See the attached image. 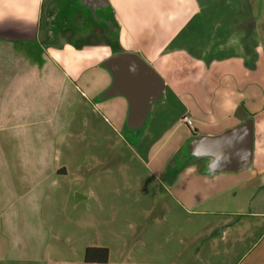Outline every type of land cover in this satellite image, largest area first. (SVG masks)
<instances>
[{"label": "crops", "instance_id": "crops-1", "mask_svg": "<svg viewBox=\"0 0 264 264\" xmlns=\"http://www.w3.org/2000/svg\"><path fill=\"white\" fill-rule=\"evenodd\" d=\"M55 1L0 0V262L52 263L44 253L49 230L43 212L50 189L56 190L68 174L58 163V146L61 136H71L77 108L99 112L118 137L123 131L137 132L127 129L125 97L100 98L112 83L101 62L131 52L163 81L162 98L151 104L143 126L153 115L150 136L145 143L135 139L130 147L145 166L158 170L157 176L192 137L216 136L252 118L250 167L212 173L206 169L209 158L186 156L185 164L195 161L199 188L181 189L192 179L180 172L170 178L168 191L185 209L230 193L233 206L217 211L228 221L212 227L217 242H228L233 251L246 234L260 230L233 261L264 264V247H258L264 238V0H67L68 9L86 19V38L53 40L46 46ZM185 115L191 126L182 122ZM171 126L183 133L159 163L157 150H151L157 138L152 133L163 134ZM65 198L62 192L53 202L68 205ZM123 260L122 255L112 260L108 253L105 263H85L83 254L81 263L70 264H125Z\"/></svg>", "mask_w": 264, "mask_h": 264}, {"label": "rangeland", "instance_id": "rangeland-1", "mask_svg": "<svg viewBox=\"0 0 264 264\" xmlns=\"http://www.w3.org/2000/svg\"><path fill=\"white\" fill-rule=\"evenodd\" d=\"M54 3L57 14L53 13L47 25L50 30L43 27L51 40L45 45H51L53 40L71 43L84 40L86 19L69 10L67 0ZM56 27H61V31L57 32ZM76 113L69 128L71 136H61L58 146V163L66 166L67 177L58 180L57 191L49 188L48 208L43 212L49 230L44 253H48L46 259L51 264L81 263L87 247H106L112 260L122 255L125 264H234L233 259L243 255L259 237L260 230L251 231L233 251L228 242L223 245L217 242L212 227L228 221L225 213L217 211L233 206L230 193L189 209L169 195L172 176L181 172V177L192 179L185 188L183 185L180 188L193 191L199 188L195 181L198 173L195 161L185 164L184 151L172 156L165 175L159 176L155 174L158 170L145 166L143 158L132 152L130 147L135 139L145 143L150 136L148 123L153 115L142 133L123 131L118 137L91 107L77 108ZM105 115L107 120L112 119L107 112ZM173 128L163 134L151 132L157 137L151 150L152 153L157 150L159 163L165 161L181 138L183 130ZM62 192L69 199L68 205L53 202ZM258 247L263 249L264 238ZM125 251L131 256L128 262ZM37 264L47 263L43 260Z\"/></svg>", "mask_w": 264, "mask_h": 264}, {"label": "water", "instance_id": "water-1", "mask_svg": "<svg viewBox=\"0 0 264 264\" xmlns=\"http://www.w3.org/2000/svg\"><path fill=\"white\" fill-rule=\"evenodd\" d=\"M101 65L112 76V83L100 98L125 97L128 102L127 129L140 131L151 104L162 98V78L139 55L131 52L114 53ZM183 150L188 158H209L206 169L212 173L248 168L252 164L253 120L248 118L216 136H194L186 142Z\"/></svg>", "mask_w": 264, "mask_h": 264}, {"label": "trees", "instance_id": "trees-1", "mask_svg": "<svg viewBox=\"0 0 264 264\" xmlns=\"http://www.w3.org/2000/svg\"><path fill=\"white\" fill-rule=\"evenodd\" d=\"M107 259L108 249L105 247H87L84 251L85 263H105Z\"/></svg>", "mask_w": 264, "mask_h": 264}, {"label": "built area", "instance_id": "built-area-1", "mask_svg": "<svg viewBox=\"0 0 264 264\" xmlns=\"http://www.w3.org/2000/svg\"><path fill=\"white\" fill-rule=\"evenodd\" d=\"M182 122H184V124H186L187 126H191L192 125V120L189 116L185 115L181 118Z\"/></svg>", "mask_w": 264, "mask_h": 264}]
</instances>
